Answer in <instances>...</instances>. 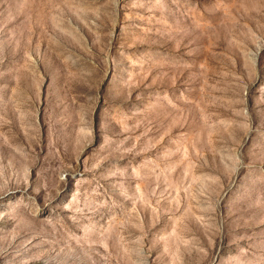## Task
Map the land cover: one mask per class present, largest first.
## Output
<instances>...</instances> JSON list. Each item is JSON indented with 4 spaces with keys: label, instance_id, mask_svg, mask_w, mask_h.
<instances>
[{
    "label": "rangeland",
    "instance_id": "1",
    "mask_svg": "<svg viewBox=\"0 0 264 264\" xmlns=\"http://www.w3.org/2000/svg\"><path fill=\"white\" fill-rule=\"evenodd\" d=\"M0 264H264V0H0Z\"/></svg>",
    "mask_w": 264,
    "mask_h": 264
}]
</instances>
